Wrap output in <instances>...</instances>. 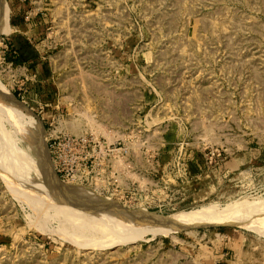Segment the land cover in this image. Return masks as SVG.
<instances>
[{
	"label": "rangeland",
	"instance_id": "374dc122",
	"mask_svg": "<svg viewBox=\"0 0 264 264\" xmlns=\"http://www.w3.org/2000/svg\"><path fill=\"white\" fill-rule=\"evenodd\" d=\"M54 17L43 66L0 35V264H264V0H56ZM56 60L70 107L52 114ZM61 135L111 151L59 173ZM192 160L211 173L189 188ZM185 214L168 233L131 222Z\"/></svg>",
	"mask_w": 264,
	"mask_h": 264
},
{
	"label": "crops",
	"instance_id": "0c3cea01",
	"mask_svg": "<svg viewBox=\"0 0 264 264\" xmlns=\"http://www.w3.org/2000/svg\"><path fill=\"white\" fill-rule=\"evenodd\" d=\"M44 1L47 0H15V2L11 3V13L13 17L11 18L10 22V8L8 6V12H9V31L6 34L7 36L12 33L11 37L9 38V45L11 46V50L13 51L11 54H9V60L15 61L16 64L23 65L25 68L27 67L26 64H28L29 67L33 65L43 66L45 61L47 59H50V57H46L41 47L43 48L45 45L44 37L47 34V31L49 30L50 23L53 24L54 22V14H55V1L52 0V13L45 9V5H43ZM36 4H38L39 8H36ZM51 3V0H50ZM94 1H88V4H85V6L91 7L89 4H94ZM47 6V5H46ZM99 7H102L98 5ZM50 7V5H48ZM91 10H87L86 12L90 13ZM98 11L92 10L91 12ZM128 43H115L111 45L113 48H119L121 50H131V45ZM136 49V48H135ZM123 55V53L121 54ZM129 60V59H128ZM131 60V59H130ZM134 60L133 62H135ZM57 60L55 61V67L52 64V104H46V107L52 106V114L58 111L60 108H67L66 106L70 107V101H63L62 99L67 98V96L64 94L65 90L63 89V86L58 85L60 83V76L58 73H60V69H57ZM115 61V65H116ZM125 65V63H123ZM121 63V65H123ZM133 65H136L135 63L127 64L126 67H128L129 71H133ZM140 65V63L138 64ZM129 66L131 68L129 69ZM63 68V67H61ZM127 71V70H126ZM128 72V71H127ZM134 72V71H133ZM66 75L64 76L65 79ZM61 89H60V87ZM59 88V89H58ZM50 96V93H47L46 91H43L42 97ZM145 99V97H144ZM144 105H146L144 103ZM44 106V107H45ZM145 107L142 105V108ZM58 114H54V117ZM53 117V118H54ZM194 160L191 162H186L184 164V171L182 169L179 170V175L183 176L184 179L182 180L184 185H187L189 188L190 186L196 185L199 183L201 178H210L211 171L206 172L205 174H200L198 167L193 165ZM186 167V169H185ZM185 178L187 179L185 182ZM190 178H195V183H192L190 181ZM210 184H208V190H210ZM196 194L194 197H197ZM213 252V251H212ZM200 253L202 251L200 250ZM210 253V252H209ZM218 253V252H217ZM224 254H220L218 256L215 255L216 258H222L224 257ZM226 263H229L230 260H226ZM217 263H220L218 261ZM225 263V264H226Z\"/></svg>",
	"mask_w": 264,
	"mask_h": 264
},
{
	"label": "built area",
	"instance_id": "2783aa9c",
	"mask_svg": "<svg viewBox=\"0 0 264 264\" xmlns=\"http://www.w3.org/2000/svg\"><path fill=\"white\" fill-rule=\"evenodd\" d=\"M105 145L101 141L93 139L88 135L68 136L61 135L54 142L53 156L55 167L59 173L72 171L73 175H89L95 169L94 155L99 149L101 153ZM105 152L111 150L104 148ZM112 152H119L127 155V149H114ZM105 159H103L104 162ZM88 179V178H87Z\"/></svg>",
	"mask_w": 264,
	"mask_h": 264
},
{
	"label": "bare ground",
	"instance_id": "6f19581e",
	"mask_svg": "<svg viewBox=\"0 0 264 264\" xmlns=\"http://www.w3.org/2000/svg\"><path fill=\"white\" fill-rule=\"evenodd\" d=\"M8 31H9V19H8V11H7V7H6V2L4 1V0H0V35L1 34H5V33H8ZM0 92H2V91H0ZM3 93H1V95H2ZM3 100L5 101V103H6V107L8 108V110L11 112V113H13L14 115H17V116H19V117H22V111H23V109H22V106L20 105H18V104H16L15 103V101H14V99H13V97L12 96H9V95H7V94H3ZM25 109V108H24ZM7 110V109H6ZM35 128V127H34ZM38 129V128H37ZM23 174V173H22ZM30 183H28V185H29ZM30 186V185H29ZM208 210H209V208H208ZM119 212V211H118ZM123 211L121 210V213H122ZM120 213V214H121ZM198 213V212H197ZM194 214V213H193ZM223 214V213H222ZM241 214V213H240ZM190 215H192V214H190ZM134 216V215H133ZM189 216V215H188ZM196 216V215H195ZM120 217V216H119ZM121 217H123V214H122V216ZM126 217H130V216H126ZM125 217V218H126ZM132 217V216H131ZM130 217V218H131ZM144 216H141V217H136V216H134V217H132L131 218V222L134 224H132L133 226H135L136 224H138V225H143V226H146L147 227V229H149V230H155V231H157V230H161V231H163V233H166L167 231L168 232H170V230H172L173 231V229H177V228H180V224L181 225H183V223H184V221H186V222H189V220L187 221V219H189L187 216H186V214L185 215H183V216H173V217H168V218H165L164 220L163 219H161L160 221H155V220H151V219H148V218H143ZM147 217V216H146ZM192 217V216H191ZM232 217V216H231ZM130 218H127L128 220L127 221H129L130 220ZM192 218H195L194 216L192 217ZM191 218V219H192ZM197 218H198V216H197ZM234 218V217H233ZM122 220L124 219V218H121ZM201 219V218H200ZM228 219H230V218H228ZM194 220V219H193ZM130 222V221H129ZM130 222V223H131ZM191 222V221H190ZM197 222V221H196ZM204 222V221H203ZM230 221L229 220H223V221H218L217 222V224H227V223H229ZM237 222V221H236ZM129 223V224H130ZM192 223V222H191ZM205 223V222H204ZM194 225H195V222L193 223ZM200 224H201V222H200ZM231 224H233V223H231ZM244 224V223H243ZM186 225V224H185ZM199 225V224H198ZM202 225V224H201ZM206 225V224H205ZM137 226V225H136ZM179 226V227H178ZM82 227V226H81ZM84 228V227H83ZM189 228V227H188ZM181 229V228H180ZM74 231V230H73ZM172 231H171V233H172ZM167 232V233H168ZM162 233V232H161ZM93 241V240H92ZM94 242V241H93ZM112 244H114V242L112 243Z\"/></svg>",
	"mask_w": 264,
	"mask_h": 264
}]
</instances>
